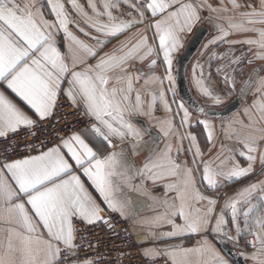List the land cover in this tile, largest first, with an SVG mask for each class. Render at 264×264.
<instances>
[{"label":"snow or ice","instance_id":"1","mask_svg":"<svg viewBox=\"0 0 264 264\" xmlns=\"http://www.w3.org/2000/svg\"><path fill=\"white\" fill-rule=\"evenodd\" d=\"M204 10L224 14L216 16L224 23L215 24L218 35L209 44L246 45L247 53L234 59L221 55L228 62L216 71L224 73L226 93L208 84L203 65H194L193 82L203 97L213 106L223 104L237 83L235 69L232 75L226 69L245 59L260 62L240 88L246 122L222 125L230 143L207 160L197 137L181 136L174 123L179 115L180 127L190 126L188 108L180 102L173 112L163 88L166 79L172 85L167 89L171 103H176L174 55L183 47L181 34L191 31ZM234 34L244 38L229 39ZM158 60L165 67L163 79L151 71ZM262 73L264 0H0V83L6 86L0 90V139L22 129L35 136L34 129L55 114L62 99L89 120L87 127L59 135L51 146L36 151L29 145L23 157L0 158V264H99L86 253L81 258L78 223L103 221L111 229L107 212L118 213L138 237L143 232L151 244L140 249L146 264H229L209 237L238 242L242 233L251 237L246 244L252 251L241 255L251 264H264V180L226 199L219 211L218 199L198 186L216 192L224 186L221 181L253 174L257 163L264 171ZM157 102L172 114L155 125L169 141L162 149L144 139L149 128L134 122L137 116L154 118ZM199 112L207 115L204 107ZM197 123L213 142L214 126L207 119ZM173 136L189 141L191 166L179 160L182 144L173 155ZM142 151L144 160L134 163L130 157ZM149 182L163 187V197L151 195ZM130 193L146 196L152 204ZM146 210L152 214L143 215ZM188 236L198 237L192 247L183 244Z\"/></svg>","mask_w":264,"mask_h":264},{"label":"crops","instance_id":"2","mask_svg":"<svg viewBox=\"0 0 264 264\" xmlns=\"http://www.w3.org/2000/svg\"><path fill=\"white\" fill-rule=\"evenodd\" d=\"M81 2L83 3L84 0H81ZM210 2L213 4H216L217 0H210ZM241 2H242V0H241ZM125 7H126V5H125ZM217 15H224V14L223 13H220V14L209 13L207 10L202 11L200 13V16H201L200 20L197 21L192 26L191 31H185L184 33L181 34L180 38H181V43H182L183 47H181L174 55V62L177 64L178 57L182 54L186 45L189 43L190 39L196 33V30L198 29V27L203 23H206L208 25L207 27L209 29H211L212 32H210L208 38L204 42V44L201 47L200 51L198 52L197 56L192 61L191 65L189 67V72H188L189 81H190L193 93L196 97H199V98L203 97V96L198 92V90L195 87L194 82H193V66L194 65H196L197 63L203 65L204 76H205L208 84L211 87H213L215 90L219 91L217 88H219L220 83H221L220 86H223L224 88H226V87L228 88V86H226L224 84V81H223V74L224 73L222 72L218 75L217 71H216V69L218 67H222L223 65H225L228 62L227 60L220 59L221 55H223L224 53H228V58L234 59V58L242 57V55L247 53V46L246 45L235 44V45L229 46L227 43H222V42H218L215 45L209 44V41H211L214 37H216L218 35L215 24H218V23L223 24L224 23L223 21L216 19ZM134 33H135V30H133V33L129 34V36L134 35ZM148 35L151 38V32H148ZM243 38H244L243 34H234V35H231L229 37V39H234V40H239V39H243ZM121 39H124V37H121ZM206 45H207V47H205ZM109 47H111V45H109ZM248 58H250V57H248ZM174 62H173V64H174ZM259 65H260V62H256L254 64H248L247 59H245L242 64L230 65L226 69V71L228 72L229 75H232L233 69H235V79L237 81V83H236L237 89H236V93L235 94L232 93L231 96L229 98H227L224 101V103L221 105H225V104L231 102L232 100H234L239 95L240 88L243 86L244 81L249 78V76L253 73L254 69L259 68ZM140 67L143 69V71L145 73L149 72V69L145 65H140ZM163 70L165 71V67L158 60L156 68L152 69L151 71L155 73V76L163 79L165 77ZM197 72H199V70H197ZM262 74H264V73H262ZM175 80H176V77H175ZM154 87L157 90L159 88V86H154ZM174 87H175V85H174ZM5 88H6V86L3 85L2 83H0V90H5ZM163 88L166 91V97L169 100V103L171 104V108L173 109V112H175V110L177 108V104L182 102L177 96V84L175 87L176 103H171L172 96L170 95V91H167L168 85H167L166 79L164 80ZM8 91H9L10 96L14 99V101L16 103H18L22 108H24L25 111L29 110L27 108V106L24 105V103L19 100L18 97H15L14 94H11L10 90H8ZM145 99H148V97H145ZM248 99L250 102L251 94H249ZM242 100H243V104L240 107V109L237 110L235 113H233L231 116H229L227 118H216V117H212V116L199 115L184 104L185 107L188 108V110L191 114L190 126L186 125L185 127L181 128L179 115L175 116L174 123H175L177 130L179 131L181 136L185 135L186 133H191L192 135L197 137V143L200 147L201 152L203 153V158L205 160H207L210 157H215L217 155V153L220 151L222 144L227 145L230 143L229 141H227L225 139V135H224V132L222 129V125H226L229 120L241 119V120H245V122H246V117L243 114L244 108L246 107V103H245L243 98H242ZM221 105L213 106L212 104L209 103L206 106L219 108ZM171 115H172L171 113L165 112L163 109V106L159 102H157L156 110L154 113V118H150V117H146V116H137V117H135L134 122L138 126L144 127L140 123V120L146 121L148 123L149 127L151 129L155 130L159 134L160 139L154 137L152 134L146 135L144 137V139L145 140H152L153 141V144H152L153 147H158V148L162 149L164 147V145L166 143H168L169 141L160 135L159 129L155 125H156L158 120L165 119ZM204 119H207L215 128V138H214L213 142H211V143L207 139V134H206L203 126L197 123L198 120H204ZM236 127H238V125H236ZM78 131H80V130H78ZM170 142L173 145V155H175V149L177 147L181 146V144H182V147L184 150L180 153L179 160H181V161L186 160L188 162L189 166H191L192 152L187 151V149L189 147V141L187 139L180 141L175 136H173V137H171ZM115 143L118 144V142H115ZM93 147L95 148V145H93ZM125 151L129 152L130 149L125 148ZM193 151H194V149H193ZM33 154H36V153H33ZM146 154H147L146 152L142 151V152H140V154H138L134 157H130V159L136 164H141L142 161L144 160ZM241 165L246 166V163L242 159H241ZM263 174H264V171H261L260 165L257 163V165L255 166V171L253 174H250L247 177L241 178L239 180H234V181H230V182L221 181V183L224 186L219 188L216 192H211V191L207 190L206 186L203 184H200L198 186L200 187V190L205 195H210V196H213L214 198L218 199L219 205L217 207V211H219V208L223 206V203L226 199H228L230 197H235L238 192H240L243 188L247 187L248 185L255 184L258 181L263 180ZM194 175H196L197 178H199V173H194ZM81 178H82V180L85 181L86 185L90 186V181H88L87 178L82 175V173H81ZM137 183H139V181H137ZM148 188H149V192L151 193V195L163 197L164 190H163L162 186H158V187L153 188L151 183L149 182ZM90 191H93V194L98 196V193H95V191L93 189L90 188ZM130 195H132L134 197H140L141 199L146 200L148 204H152L151 200H148V198L146 196H140L139 193H130ZM259 195H260L259 191H257L254 194L253 203H255V197H257ZM151 214L152 213L150 211H147V210L143 213V215H151ZM240 223H241V227H243V221L242 220ZM130 226L132 229L131 224H130ZM227 227H228L230 234L232 236H235L236 232H235L234 227L231 225V223H229ZM165 230H167V229H165ZM133 233L135 234L136 238L140 242L142 248L151 246L150 243L143 240V238H142L143 232H141L139 237L137 236V234L135 232H133ZM197 239H198V237H196V236L185 237V238H183V244L185 247H192L196 244ZM209 239L212 241V243L215 245L216 249L221 253V255L225 259L228 260L229 264H236V263L223 249V247H222L223 240L232 243L238 249V251L240 253L241 252L249 253L252 251L251 247L246 244V241L251 239V237L247 236L246 233L241 234V237H240L238 242L235 240H229L226 237H219V236L215 237V238L210 236ZM171 242L172 243H181L180 240H174ZM248 262L251 264L250 261H248Z\"/></svg>","mask_w":264,"mask_h":264},{"label":"built area","instance_id":"3","mask_svg":"<svg viewBox=\"0 0 264 264\" xmlns=\"http://www.w3.org/2000/svg\"><path fill=\"white\" fill-rule=\"evenodd\" d=\"M164 74L166 75L165 71ZM167 83L169 88V82ZM170 95L172 96L171 91ZM88 124L87 117L79 115L67 100L62 99L55 114L34 129L35 136L30 135L27 129H22L17 135L0 139V158L23 157L28 154L29 145H35L36 151H39L43 147L51 146L59 135L67 137L72 132L87 127ZM106 218L112 225L111 229L103 221L91 225L78 223L80 232L77 243L83 244V248L80 249L81 258L86 253L89 258L99 261V264H146L140 255L142 246L130 223L118 213L107 212ZM79 237H83V241ZM89 241L92 244L91 248L88 247Z\"/></svg>","mask_w":264,"mask_h":264},{"label":"water","instance_id":"4","mask_svg":"<svg viewBox=\"0 0 264 264\" xmlns=\"http://www.w3.org/2000/svg\"><path fill=\"white\" fill-rule=\"evenodd\" d=\"M210 34V29L207 26H202L198 32L190 39L184 52L177 59L176 67V84H177V96L184 102L186 106L192 109L195 113L200 114L199 108L204 107L207 115L216 118H227L235 113L243 104L241 97H236L231 102L227 103L222 109L219 108H207L199 99L194 95L190 81H189V67L203 46L204 42ZM140 123L151 130V134L160 139L159 134L151 129L148 123L144 120H140ZM222 247L225 252L235 261L236 264H250L245 260V257L241 255L238 249L230 242H222Z\"/></svg>","mask_w":264,"mask_h":264},{"label":"rangeland","instance_id":"5","mask_svg":"<svg viewBox=\"0 0 264 264\" xmlns=\"http://www.w3.org/2000/svg\"><path fill=\"white\" fill-rule=\"evenodd\" d=\"M173 75H174V78L176 77V63L174 62V64H173ZM221 85V83L219 84V88H217L218 90H219V92H221V93H226L227 91H228V88L226 87V88H224L223 86H220ZM170 86H172V85H170ZM175 87H176V80H175ZM236 89H237V87H236ZM236 93V91L235 92H233V94H235ZM231 95H229L228 96V98L230 97ZM198 99H199V101L201 102V103H203L204 105H207V104H211V101L210 100H208V99H206L205 97H197ZM263 180H264V174H263Z\"/></svg>","mask_w":264,"mask_h":264},{"label":"flooded vegetation","instance_id":"6","mask_svg":"<svg viewBox=\"0 0 264 264\" xmlns=\"http://www.w3.org/2000/svg\"><path fill=\"white\" fill-rule=\"evenodd\" d=\"M204 25H205V26H208L206 23L201 24V25L198 27V29L196 30V33L198 32V30L200 29V27H202V26H204ZM210 32H212L211 29H210ZM196 33H195V34H196ZM195 34H194V35H195ZM186 46H187V45H186ZM185 48H186V47H185ZM184 50H185V49H184ZM184 50H183V52H184ZM183 52H182V53H183ZM196 56H197V55H196ZM176 67H177V64H176ZM238 96L241 97V96H240V93H239ZM238 96H237V97H238ZM241 98H242V97H241ZM225 105H226V104H225ZM225 105H221V106L219 107V109H222V107H224ZM205 106H206V105H205ZM206 107H207V106H206ZM207 108H215V107H207Z\"/></svg>","mask_w":264,"mask_h":264}]
</instances>
